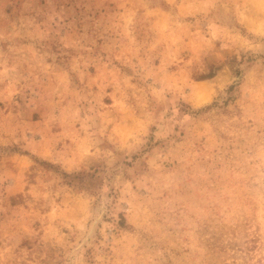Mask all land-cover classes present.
<instances>
[{
  "label": "rangeland",
  "instance_id": "374dc122",
  "mask_svg": "<svg viewBox=\"0 0 264 264\" xmlns=\"http://www.w3.org/2000/svg\"><path fill=\"white\" fill-rule=\"evenodd\" d=\"M0 264H264V0H0Z\"/></svg>",
  "mask_w": 264,
  "mask_h": 264
}]
</instances>
